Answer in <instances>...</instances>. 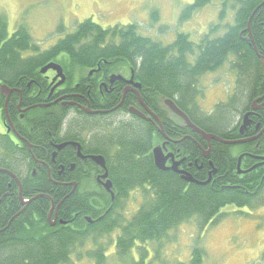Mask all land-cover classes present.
Masks as SVG:
<instances>
[{
  "label": "trees",
  "instance_id": "1",
  "mask_svg": "<svg viewBox=\"0 0 264 264\" xmlns=\"http://www.w3.org/2000/svg\"><path fill=\"white\" fill-rule=\"evenodd\" d=\"M216 1L220 7L218 24L211 25L198 42L186 33H177L169 45L142 35L135 24L105 29L87 19L52 48L42 50L23 24L11 33L7 19L0 15V82L13 86L19 80L40 79V69L51 62L74 66H91L98 62L112 63L115 67L127 64L135 69L146 96L170 99L199 129L226 141L238 140L245 112L257 97L264 95V68L260 58L264 57V0H192L183 8L179 22L190 21ZM228 14L233 15L232 22L225 24ZM152 19H159L155 11ZM222 30L224 33L216 36ZM231 57L234 58L232 69L238 77L237 92L227 102L216 105L213 113H205L199 105L200 80L221 69ZM152 103L157 107L158 102ZM3 107L0 93V111ZM55 110L38 108L32 115L38 122L45 120L46 112ZM60 114L56 115L58 120L54 115L37 126H56L60 131L64 123ZM164 118L165 115V133L171 136V126ZM91 123L87 120L85 125ZM95 123L100 128L95 149L107 159L116 196L114 202L102 192H90L91 195L82 198L76 191L65 198L64 190L54 185L46 173L40 178L22 176L25 163L16 166L14 162L21 158L30 160L25 150L5 146L3 155L0 153V169L20 179L24 200L39 195L50 197L38 198L24 205H28L25 208L19 199L17 183L8 174L0 173V231L4 230L0 233V264H77L84 259L107 264L112 256L117 264H151L147 257L151 256L149 244L157 242L158 248H162L169 231L191 220L198 223L200 236L188 262L161 260L156 248L152 250L153 255L161 264H204L206 252L202 234L219 222L223 209L229 206L250 209L264 202V168L245 176L237 175V150L264 155V136L256 142L257 148L255 144L229 146L212 141L209 160L219 172L210 184L199 186L155 167L152 150L160 138L153 124L136 118L119 121L115 115L100 118ZM185 133L184 129L182 134ZM252 136L246 133L245 138ZM195 139L208 150L205 139L198 136ZM195 149L193 158L197 159L201 152ZM246 162V168H250L251 160ZM206 167L210 168L207 161ZM196 179L205 182L207 176H196ZM134 192L140 194L142 203L138 211L127 218L125 202ZM52 202L55 208L60 205L61 220L66 225L52 227L48 223ZM106 209L109 212L102 216ZM22 210L24 212L10 224ZM82 211L102 218L94 225L81 223L75 215ZM114 235V252L108 255L112 246L109 239ZM89 244L91 247L83 251Z\"/></svg>",
  "mask_w": 264,
  "mask_h": 264
},
{
  "label": "flooded vegetation",
  "instance_id": "2",
  "mask_svg": "<svg viewBox=\"0 0 264 264\" xmlns=\"http://www.w3.org/2000/svg\"><path fill=\"white\" fill-rule=\"evenodd\" d=\"M75 66H77L78 69L76 68L72 75L62 66L66 75V82L57 88H55V86L60 79L55 80L57 73L54 70H49L45 74H41L40 72L42 76L40 79H31L27 82L19 80L13 84V86H8L9 89L12 90L9 98L7 95L2 96L1 94V97L4 99V107L0 111V153L3 155L2 151L5 146L26 151L30 160L21 158V161L24 160L28 162H21L17 159H15L14 162L16 166L25 163L21 169L24 171L22 176L26 179L29 175L33 178H40L46 173L49 180L54 185L64 190L66 193H64L66 195L65 198H68L76 191L77 195L82 198L91 195L90 192L93 194L102 192L108 195L110 200H112L111 193L104 187L108 180L112 182L108 162L106 157L98 153L95 149L99 143L98 135L100 130L95 122L100 118L112 115L116 117L126 115L125 119L136 118L144 123L153 124L156 128V134L160 138L158 146L162 147L165 145L163 146L164 154L173 157L169 158L167 166H172L174 161L179 164V171L189 173L195 180H197L196 176H203L206 174V181H208L211 176L212 182L213 178L218 175V169L215 167L214 163L209 160L210 154L208 157L204 156L205 152L209 150L211 153L212 142L209 145L206 141L208 150H205L195 139L196 136L199 138L202 137L193 132L183 120L168 109L164 102L165 99L158 97L156 100L155 96L152 94L146 96L143 85L137 80L136 71L133 67H129L127 64H120L115 67L112 63L108 62H98L91 66ZM115 77H121V79H116ZM0 85H3V83L0 82ZM136 85H140V87ZM33 86L34 88L30 94V90ZM262 97L263 95H260L255 100ZM7 98L8 102L6 106ZM152 101L158 102L157 107H155ZM258 106H262L261 109L253 110L252 104L247 112H245L244 116L246 114H251L249 117L251 122L244 134L239 135L241 138L235 141L250 139L245 138L246 133L253 135V138L259 135L264 129V99L259 101ZM38 108L47 111L52 109L56 110L53 112H46L44 114L46 116L45 120L37 122L35 115L32 114L34 110ZM132 109L143 115L145 119L133 115L130 112ZM58 113H61L60 116L64 119L63 127L60 131L56 126L53 128L37 126V124H41L43 121L48 122L50 117L54 115L55 120H58L59 118L56 116ZM164 115V119H166L171 126L169 128V134L171 136L165 133ZM87 120L92 121V125H85ZM160 124L162 127H160ZM241 124L239 125V134ZM184 129L186 133L183 135ZM161 130L164 134L161 133ZM262 136H264V134ZM258 140L259 139L245 144H255L254 146L257 148L259 146L258 143L256 144ZM245 144H237L236 146ZM195 148H198L201 152V157L197 159L193 158V154L196 151ZM237 153H239L237 155L238 163L240 157L243 156L240 170L242 173H239L237 163L238 176H245L258 168H264V155H255L244 152V150H242V152L237 150ZM100 156L105 159V165L108 171L107 179H103L106 170L93 159V157ZM247 160H251L252 162L250 168H246L248 165L246 162ZM206 161L210 168L206 167ZM250 169V172L245 173ZM213 171H216V174H212ZM10 173L13 174L12 172ZM8 175L17 183L20 199V194L23 197L22 185V191H20V185L15 178L10 174ZM177 175L181 177L179 174ZM227 175L228 173H226L225 176ZM14 176L17 177L16 175ZM21 183L20 181V184ZM112 191L114 192V187ZM43 197L50 199L49 196L43 195ZM20 202L21 205L23 204L22 206L26 205L21 200ZM27 206L24 207L27 208ZM59 208L60 206L57 208L54 207L52 212H48L47 221L52 227L67 224H62L64 221L61 220ZM23 212V210L18 212L11 219L10 224ZM85 212L87 211L76 214V220L80 218L81 223L94 225L97 219L100 220L109 210H104L101 218H99L100 216H93L91 213ZM72 222L71 220L70 223ZM3 231L4 230L0 231V233Z\"/></svg>",
  "mask_w": 264,
  "mask_h": 264
},
{
  "label": "rangeland",
  "instance_id": "3",
  "mask_svg": "<svg viewBox=\"0 0 264 264\" xmlns=\"http://www.w3.org/2000/svg\"><path fill=\"white\" fill-rule=\"evenodd\" d=\"M191 1L0 0V15L7 19L11 33L23 24L42 50L52 48L87 19H92L105 29L117 25L135 24L142 35L169 45L173 43L177 33H186L193 41L198 42L200 37L209 31L211 25L218 24L220 11V7H217L218 1L195 14L190 21L181 24L180 14L184 7L191 4ZM154 11L158 14V21L152 19ZM232 17L233 15L228 14L224 23H231ZM60 28L63 29L62 32ZM223 33L222 30L216 36ZM233 62L234 58L231 57L221 69L204 75L200 80L202 96L199 97V105L205 113H213L216 105L227 102L237 92L238 77L236 71L232 69ZM56 63L65 65L64 68L71 74L77 68L74 64ZM125 118L126 115L117 117L119 121ZM21 173L24 171L21 170ZM141 203L140 194L131 193L125 202L128 212L126 217L133 216ZM258 204L260 206L250 209L236 206L223 209L219 222L202 234V243L206 252L204 264H264V202ZM199 236L200 227L195 220L169 231L165 236L166 244L162 248H158L160 245L157 242L149 244L150 249L152 248L151 256H147L149 262L161 264L154 258L153 248L158 249L161 260L188 262ZM115 237L116 235L110 237L111 240L108 237L111 245ZM90 247V244L87 245L83 251ZM109 250L108 255L114 250L113 245ZM113 260L114 256L110 257L107 259V264H117V261L113 262ZM77 264H94V262L84 259L79 260Z\"/></svg>",
  "mask_w": 264,
  "mask_h": 264
},
{
  "label": "water",
  "instance_id": "4",
  "mask_svg": "<svg viewBox=\"0 0 264 264\" xmlns=\"http://www.w3.org/2000/svg\"><path fill=\"white\" fill-rule=\"evenodd\" d=\"M260 58H261L262 64L264 65V57H260ZM49 70H54L57 73V75L55 77V80L60 79V81L55 86V88L63 85L66 82V75H65L64 70H63V67L61 65H59V64H57L55 62H51V63L47 64L46 66H44L41 69L40 72H41V74H45ZM115 78L116 79H121V77H115ZM136 86L137 87H140V85H136ZM0 91H1L2 96H6L7 95L8 98H9V95L12 93V90H10L9 87L7 85H4V84L1 85ZM8 98H7V101H6V106H7ZM262 99H264V96L262 98L257 99V100L254 101L253 107H252L253 110L261 109L262 106H258L257 104ZM164 102H165L166 106L168 107V109L174 115H176L181 120H183L185 122V124L189 128H191L193 130V132L199 134L203 139H205L209 143V145L211 144L212 141H215V142H218V143H221V144H224V145H229V146H233V145H237V144H245V143H249V142H252V141H255V140L259 139L264 134V129H263L259 135L255 136L253 138H250V139L239 140V141H226V140H223L220 137L215 136L213 134H208V133L204 132L203 130L199 129L197 126H195L191 122V120L189 119V117L181 109H179L178 106L172 100L166 99ZM130 112L133 115H137V116H140L141 118L145 119V117L143 115H141L140 113H138L136 110H133L132 109ZM250 115L251 114H246L244 116L242 125L240 126V135H243L244 132L247 130V128H248V126H249V124L251 122L249 120ZM160 127H162L161 124H160ZM161 133H163L162 130H161ZM163 146H165V145H163ZM163 146L162 147L161 146H156L152 150V155H153V159H154V165H155V167L158 170L163 171V172L173 171L174 173L179 174L181 176V179L183 181H185L186 183H189V184H196V185H202V186H204V185H208L211 182V179H212L211 176H210V178H209L208 181H206V182H199V181L195 180L189 173H186V172H183V171H179L178 170V165L179 164L175 163L174 161H173L172 166H167V163L169 161V158L170 157L173 158V157L171 155L170 156H167V155L164 154ZM209 154H210V150L207 151V152H205L204 156L208 157ZM242 158H243V156L240 157L239 163H238L239 173H242V172H240ZM93 159L97 161L98 165H100L101 167H103L106 170V174L103 176V179H107L108 178V171L106 169L105 159L103 157H101V156L100 157H93ZM250 171H251V169L248 170V171H246L245 173H248ZM0 172L7 173V174H10L11 176H13L15 178V180L18 182V184L20 185V191H22L20 181H19V179L17 177H15L13 174H11L10 172L5 171V170H0ZM212 174H216V171H213ZM104 187H105V189L108 192L111 193L112 201L114 202L116 196H115V192L112 191V189H113V183L110 180H108L105 183ZM41 197H43V195H39V196L31 199L30 201H24L22 195L20 194V200L23 203H25V204L31 203L32 201H34V200H36L38 198H41ZM53 210H54V203L52 202V207H51L50 212H52ZM62 224H66V223L62 222ZM53 225H54V223H53Z\"/></svg>",
  "mask_w": 264,
  "mask_h": 264
}]
</instances>
